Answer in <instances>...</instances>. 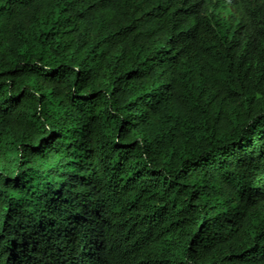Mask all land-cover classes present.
<instances>
[{
    "label": "trees",
    "instance_id": "1",
    "mask_svg": "<svg viewBox=\"0 0 264 264\" xmlns=\"http://www.w3.org/2000/svg\"><path fill=\"white\" fill-rule=\"evenodd\" d=\"M0 264H264V0H0Z\"/></svg>",
    "mask_w": 264,
    "mask_h": 264
}]
</instances>
